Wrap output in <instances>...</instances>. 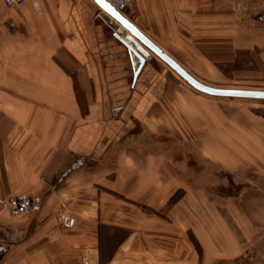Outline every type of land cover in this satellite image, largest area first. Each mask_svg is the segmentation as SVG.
<instances>
[{
	"label": "crops",
	"instance_id": "obj_1",
	"mask_svg": "<svg viewBox=\"0 0 264 264\" xmlns=\"http://www.w3.org/2000/svg\"><path fill=\"white\" fill-rule=\"evenodd\" d=\"M119 27L94 0H0V198L20 196L0 212L11 213L7 264L264 257L252 253L264 238L263 113L178 84L153 53L135 78ZM249 32L239 49L264 50V25ZM178 117L196 136L192 158L176 151ZM192 160L216 170L217 183L194 184ZM227 183L238 192L210 199ZM30 194L37 209L14 213L30 210Z\"/></svg>",
	"mask_w": 264,
	"mask_h": 264
},
{
	"label": "rangeland",
	"instance_id": "obj_2",
	"mask_svg": "<svg viewBox=\"0 0 264 264\" xmlns=\"http://www.w3.org/2000/svg\"><path fill=\"white\" fill-rule=\"evenodd\" d=\"M163 1H165L164 5H158L157 0H126L122 12L136 25L152 34L176 61L203 83L218 88L264 90V59L262 58L264 50L261 49L262 46L260 49H239V40L250 39L249 33L251 32L249 31L256 26L264 25V21L260 19L264 16V0ZM122 31L126 32L125 29ZM258 38L264 40V35L259 34ZM156 57L160 59L158 56ZM160 63L161 67L171 69L164 62L161 61ZM177 79L178 84L184 82L189 85L179 75ZM207 97L225 102L236 101L241 104V108L257 110L264 115V99L212 95ZM190 118L192 119L191 116ZM185 121L184 117H178V131L176 133L178 156H184V153H188V149L190 150L191 147L193 151L198 143L195 134L185 124ZM172 136L174 137V134ZM162 137H166L165 140L162 138L161 142L164 143L162 144L164 147L166 145L165 151L169 152L168 136L163 135ZM173 137L170 140L174 139ZM170 146L174 150L173 144ZM188 156L191 157L190 153ZM192 162L194 184L201 177H204L205 181L207 177L209 180L212 177L210 185L217 183L215 182L217 181L215 174L212 176L216 170H208L195 160ZM223 176L229 178L231 175L224 174ZM216 187L209 189L214 196L210 198L212 200H217V198L225 195L228 197L238 192L235 191L237 186L234 187L231 183ZM30 196L36 199L34 194H30ZM179 196L177 193L174 201ZM11 197L18 198L20 196L0 198V212L5 207L2 204L3 201H8L7 207L12 212V199H9ZM33 206L34 204L29 209ZM13 211L14 213L17 212L18 215L30 212V210L26 212L24 210L23 212ZM10 214L6 212L1 213L0 216V247H4V249L12 245V226L9 225L12 224L10 223ZM194 242L199 250V244ZM3 251L0 254V264H7L9 260H5L3 257L6 250ZM252 253L255 255L257 253L264 254V238L252 247ZM256 256L258 257H246L244 261H240V264H264V257L259 256V254ZM250 259L253 260L250 261Z\"/></svg>",
	"mask_w": 264,
	"mask_h": 264
},
{
	"label": "water",
	"instance_id": "obj_3",
	"mask_svg": "<svg viewBox=\"0 0 264 264\" xmlns=\"http://www.w3.org/2000/svg\"><path fill=\"white\" fill-rule=\"evenodd\" d=\"M100 8L108 14L120 27L116 29L115 36L129 50L130 58L134 66V77L136 78L153 53L174 70L183 80L192 87L205 94L221 97L264 99V90L241 89V88H218L207 85L197 79L192 73L184 68L170 54L164 51L152 39H150L132 20L123 12L126 0H94ZM125 29L127 33L125 34ZM3 247H0V251Z\"/></svg>",
	"mask_w": 264,
	"mask_h": 264
},
{
	"label": "built area",
	"instance_id": "obj_4",
	"mask_svg": "<svg viewBox=\"0 0 264 264\" xmlns=\"http://www.w3.org/2000/svg\"><path fill=\"white\" fill-rule=\"evenodd\" d=\"M4 3L8 7L18 8V7H22L26 3V0H4ZM33 199H34V203L32 202V204H34V206H33V208L30 209V211L31 210L32 211L33 210H36L37 207H38L37 202L39 201V199L38 198H36V199L33 198ZM14 201L15 200H12L13 204L15 203ZM64 223L66 225H68V226H72L73 223H74V219L73 218H69V217L67 218L66 217L64 219ZM53 246H54V248H55L56 251H60L62 249V243H61V241L54 242ZM82 262H83V264H91L90 259L87 256L83 257Z\"/></svg>",
	"mask_w": 264,
	"mask_h": 264
},
{
	"label": "trees",
	"instance_id": "obj_5",
	"mask_svg": "<svg viewBox=\"0 0 264 264\" xmlns=\"http://www.w3.org/2000/svg\"><path fill=\"white\" fill-rule=\"evenodd\" d=\"M260 19L264 21V16L260 17ZM254 111L259 112L257 110H254ZM176 196H177V194L172 198V201H174V199H175Z\"/></svg>",
	"mask_w": 264,
	"mask_h": 264
},
{
	"label": "bare ground",
	"instance_id": "obj_6",
	"mask_svg": "<svg viewBox=\"0 0 264 264\" xmlns=\"http://www.w3.org/2000/svg\"><path fill=\"white\" fill-rule=\"evenodd\" d=\"M127 32V31H126ZM190 85V84H189ZM194 88V87H193ZM197 90V89H196ZM201 92V91H200ZM203 93V92H202ZM209 95V94H208Z\"/></svg>",
	"mask_w": 264,
	"mask_h": 264
}]
</instances>
